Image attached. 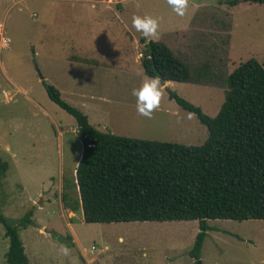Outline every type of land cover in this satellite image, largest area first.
<instances>
[{"label":"rangeland","instance_id":"rangeland-1","mask_svg":"<svg viewBox=\"0 0 264 264\" xmlns=\"http://www.w3.org/2000/svg\"><path fill=\"white\" fill-rule=\"evenodd\" d=\"M229 1L189 0L181 17L167 0H132L123 11L116 9L123 3L107 10L85 0H0V157L8 163L0 178V214L16 224L32 212V224L19 229L29 264H264V220H208L195 259L188 252L199 231L197 220L85 223L81 209L68 218L60 192L66 180L75 196L71 181L81 139L74 117L52 102L40 83L43 78L55 86L96 130L200 145L206 126L168 91L214 117L224 100L225 76L250 58L264 65V5ZM134 15L162 18L158 36L149 39L168 46L191 72L209 61L215 76L208 84L161 82L165 95L151 119L137 113L132 95L148 77ZM79 44L87 53L79 54ZM79 55L105 65L79 61ZM39 227L52 233L48 240L55 247L43 244L47 236ZM67 233L74 234L76 246L59 239ZM8 244L0 223V264H7Z\"/></svg>","mask_w":264,"mask_h":264},{"label":"trees","instance_id":"trees-1","mask_svg":"<svg viewBox=\"0 0 264 264\" xmlns=\"http://www.w3.org/2000/svg\"><path fill=\"white\" fill-rule=\"evenodd\" d=\"M264 5V0H243ZM238 0H230L236 5ZM143 46L141 64L148 77L161 82L212 83L211 63L191 72L162 42ZM48 98L72 115L81 139V158L69 192H60L63 209L82 212L85 223L197 220L199 231L188 254L200 258L208 220H264V65L250 58L225 76L224 100L214 117L173 91L168 96L206 126L200 145L146 140L94 129L87 115L41 81ZM8 163L0 157V178ZM28 212L16 224L0 214L8 249L7 264H29L19 229L32 224ZM54 234V233H53ZM74 246L67 233L59 238Z\"/></svg>","mask_w":264,"mask_h":264},{"label":"clouds","instance_id":"clouds-1","mask_svg":"<svg viewBox=\"0 0 264 264\" xmlns=\"http://www.w3.org/2000/svg\"><path fill=\"white\" fill-rule=\"evenodd\" d=\"M173 11L183 17L186 14L189 0H167ZM162 18H154L151 15H134L133 27L137 32L142 33L145 44L154 42L150 37L156 38L158 36V29L160 20ZM132 95L136 97L137 113L143 117L151 119L154 112L160 108L162 99L165 95L164 86L161 84V77L156 74L152 77H146L142 85L138 89H133ZM193 114H189V118ZM61 251L67 254L68 249L62 247Z\"/></svg>","mask_w":264,"mask_h":264},{"label":"crops","instance_id":"crops-1","mask_svg":"<svg viewBox=\"0 0 264 264\" xmlns=\"http://www.w3.org/2000/svg\"><path fill=\"white\" fill-rule=\"evenodd\" d=\"M86 2H88V3H92V6L93 5H98V4H102L104 7H105V9H107V10H112V8H116L115 6H113L114 4H107V3H104V2H101L100 0H85ZM130 1H132V0H128V1H126V2H124L122 5V8H116V9H118L119 11H123V9H124V4H126V3H128V2H130ZM140 43V42H139ZM142 45V44H141ZM78 50H79V54H81L82 52H85V53H87L86 52V50H85V48H83V45L82 44H79L78 46ZM90 54H94V55H96L94 52H92L91 50H90ZM97 56V55H96ZM77 58H79L78 60L79 61H84V62H90L91 64H104L105 65V61L103 62L102 60H98V59H96L97 57H95V56H87V55H84L83 57H80V55L79 56H76ZM75 57V58H76ZM140 57H141V53H140ZM88 62V63H89ZM145 73V72H144ZM146 75V74H145ZM45 79L47 78L46 76L44 77ZM42 79L43 78H41V80H40V83H41V81H42ZM168 82V81H167ZM167 82H165V83H167ZM164 83V84H165ZM4 94H7V92H4ZM7 151H10V149H7ZM12 157H14V153H12ZM11 157V158H12ZM21 185H22V183H20ZM63 211V210H62ZM66 214H67V217L68 218H70L71 219V216L69 215V214H73V212H71L70 210H68V209H66ZM62 216H64L65 218H67L65 215H64V213L62 214ZM68 218L66 219V220H68ZM67 226H68V228H70V224H67ZM42 232V233H41ZM39 233L40 234H42L44 237L45 236H47V238H44L45 239V241H44V243L43 244H46V245H50V246H53V247H55L56 245V243L53 241V240H48V238H50V236H48L49 234H52L50 231H47L46 229H43V228H41V227H39ZM122 238L121 237H119V240H121ZM72 241H73V243H74V246H76L77 245V240H76V238H75V236H74V234H73V236H72ZM40 243H38V244H36L35 245V247H34V250H36V247H39V246H41V245H39ZM94 247V246H93ZM106 246H104V248H105ZM95 249V248H94ZM24 250H25V248H24ZM40 250V247L36 250V251H39ZM27 255V254H26ZM97 259V257H93L92 259H90L91 261L90 262H92V261H94V260H96ZM29 261V260H28Z\"/></svg>","mask_w":264,"mask_h":264},{"label":"built area","instance_id":"built-area-1","mask_svg":"<svg viewBox=\"0 0 264 264\" xmlns=\"http://www.w3.org/2000/svg\"><path fill=\"white\" fill-rule=\"evenodd\" d=\"M101 2L107 3V4H121L128 0H100ZM92 250H94V247H91Z\"/></svg>","mask_w":264,"mask_h":264},{"label":"water","instance_id":"water-1","mask_svg":"<svg viewBox=\"0 0 264 264\" xmlns=\"http://www.w3.org/2000/svg\"><path fill=\"white\" fill-rule=\"evenodd\" d=\"M198 264H200V261H198Z\"/></svg>","mask_w":264,"mask_h":264}]
</instances>
